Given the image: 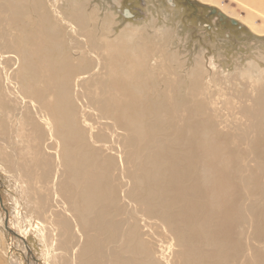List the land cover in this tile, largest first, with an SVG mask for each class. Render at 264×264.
<instances>
[{"label":"rangeland","instance_id":"obj_1","mask_svg":"<svg viewBox=\"0 0 264 264\" xmlns=\"http://www.w3.org/2000/svg\"><path fill=\"white\" fill-rule=\"evenodd\" d=\"M14 1L0 0V180L4 187L0 197L8 227L20 226L36 264H61L64 259V264H71V258L57 249L62 240L58 231L46 241L36 225L49 226L52 215L58 214V203L44 215L36 208L37 198L46 196L51 187L54 160L49 178L33 166L34 138L48 137L40 135L34 103L20 91L24 85L32 92L44 88L48 79L44 63L54 58L66 60L63 70L68 71L61 76L57 71L54 91H48L50 101L56 100L63 110L73 104L83 123L92 127L86 135L100 134L99 149L113 145L109 138L113 131L105 125L117 122L123 128L115 130L119 141L124 139L129 147L103 149L101 155L128 152L134 191L149 196L140 207L129 199L133 209L126 207L127 213L133 211V218L116 216L125 234L126 220L133 222L129 227L133 241L116 240L110 249L118 253L121 246L119 255L133 259L127 264H264V11L245 0ZM124 10L131 17L124 18ZM15 12L19 17L13 21ZM53 27L60 29L55 37L44 29L51 33ZM7 43L28 53L27 67L18 63L21 52L4 48ZM79 80L78 100L85 108H105L102 115L98 109L100 117L90 108L79 109L74 98ZM63 125L58 118L59 128ZM130 126L133 138L125 129ZM29 162L35 168L30 185L21 178L29 171ZM119 178L122 192L127 180ZM151 200L163 215L149 212ZM3 220L0 211V264H26L30 258L21 253L16 237L12 243ZM76 247L69 248L72 254L76 255ZM147 250L154 256L145 255ZM94 257L95 264L100 262L98 253ZM27 264H33L31 259Z\"/></svg>","mask_w":264,"mask_h":264},{"label":"bare ground","instance_id":"obj_2","mask_svg":"<svg viewBox=\"0 0 264 264\" xmlns=\"http://www.w3.org/2000/svg\"><path fill=\"white\" fill-rule=\"evenodd\" d=\"M245 1H246V3L249 2V3H251V5H255L257 8H260L264 11V0H249V1L245 0ZM14 2H17V1L15 0ZM5 6H6V9L9 8V6H8V8H7V5H5ZM80 9L81 8H79V10ZM14 10H16V8ZM12 12H13V10H12ZM17 14H18L17 12H15V14H13V17H14L13 21H16V18L18 19L19 16ZM76 17L81 18V16L79 14H77ZM1 19H3V18H1ZM18 22H20V19L17 20V23ZM41 22H43V21L41 20ZM47 23H49V22H47ZM51 25H53V24L51 23ZM2 26L5 27V25H2ZM22 26H24V25H22ZM56 27L58 28V26H56ZM36 29H37V27H36ZM44 29L46 30V33H48L52 37H55L56 34L58 35L59 34L58 31H60V29L57 31L53 27V29L51 28L52 29L51 33H49L50 29H49V31L46 28H44ZM22 31H23V29H22ZM31 31H35V30H31ZM25 33H26V31H25ZM58 37H61V35ZM3 38H4V36H3ZM9 40H11V39L9 38ZM51 40H55V39H51ZM51 40L49 39L48 41H51ZM17 42H19V41H17ZM58 42L60 43L59 40H58ZM60 45H58V46L60 47ZM50 46H52V45H50ZM55 46H57V45H55ZM55 46H53V49ZM58 46L56 48H59ZM48 47H49V45L47 46V48ZM77 47H79V46H77ZM4 48L5 49H11V51L15 49V50H18L19 53L21 52L19 46L14 44V43L11 47L7 43L6 47H4ZM39 48L41 49V46H39ZM49 48H51V47H49ZM54 50H52V51H54ZM57 51H58V49H56L55 53ZM51 52H50V54H51ZM23 53L22 52L20 53V55L18 57L19 58L18 63L19 64L21 63V66L23 65V66L27 67L28 64H24V63L26 62L25 57H26V54H28V53H24V55H23ZM1 55H2V53H1ZM59 55H61V54L59 53ZM62 55H64V54H62ZM48 56L46 58H48ZM59 57L62 58L61 56H59ZM28 59H30V58H28ZM33 59H35V57H33ZM33 62H36V61H33ZM69 62H71V61L69 60ZM37 63H39V61ZM70 64L72 65V63H70ZM44 66L46 68L45 69L46 78H48L47 83L44 86V88H42L39 91L34 90L32 92V90H33L32 87L28 88L29 86L25 87V85H24V86H21V90H20V91L26 93V94L25 93H23V94H25V95L28 94V98H30L31 104L34 103V105H31V106H32V110L34 108V114L37 116V119L40 120V122H41L42 128H39L40 129V135H42V136L44 135L45 137L46 136L48 137L44 141H42L43 138L41 136H37L36 138H34L35 140L33 139L37 143V147H36L37 150H36V157H35L36 160H33V166L35 165V166L40 167L42 170V171L40 170L41 176L49 178V171L51 170V167H50L51 159L54 160V172L52 174V178H50L51 179V187L48 188V190H47L48 194H46V196H42V197L37 198L38 202H36V208L38 210V213L41 215L47 214L48 211L53 212L54 210L52 211V208H53L54 204L56 205V203H58L59 209H58V214L52 215V218L50 219V220L53 219L51 225L49 224V226H47L45 224V222H44V224L43 223L42 224L41 223L36 224L37 227H39L40 232H43V235L45 236V237L41 236V238L43 240L44 239L46 240L47 238H50L51 236H53L56 233V231H58V234H59L58 236H61L62 240L59 241V246L57 247V249H59L61 252L65 253L66 256L71 258L70 259L71 264H95V260H96L95 258L96 257H94V256L97 255V253H98V259L100 260V262L97 261L98 262L97 264H127V260H128V262L133 263V259H131V260L127 259L126 260L125 258H122L121 254L119 255V250L120 251L122 250L121 246L118 245V253H116V248L110 249V247L112 245L116 246V244H117L116 240H120L122 244H124L126 242H130L129 244H131V242L133 241V234L130 233L131 230L129 227L130 226L133 227V222H128L127 218L128 217L131 218V215L133 218V211L131 214L129 212L127 213L126 207H129L132 205L131 201L135 202L134 203L136 205L135 207H137V206L140 207V204H142L145 201V199L148 200L149 196H147L146 194L134 191V188H135L134 183H133L134 178H131V177H133V172L129 168L130 167L129 166L130 161H128V160L130 158H129L128 152L123 154L121 151L120 152L116 151L117 153H115V154L110 153V156H106V157H103L101 155V151L103 149L104 150L105 149L106 150L107 149H118L119 146H121L124 150H127V147H129V145L127 146V145L123 144L124 139L121 140V138H120V141H119V136H118L119 134L116 133V131H115V130L119 131L123 128L122 127L119 128L116 124L117 122H114V121L112 122V124L107 123L105 126L108 128H111V130L113 131L111 133V136H109V138L111 139V143L113 145L108 148L104 144L103 147H100V149L97 148V144L99 142H101V144L103 143V141L99 140L100 134L96 133L93 136H91V135L87 136L86 135L87 134V131H86L87 128H89V130H91L90 128H92V127L86 126V124L83 123V121H82L83 118H80L79 114L75 113L73 104L72 105L68 104L66 106V107H68V110H63V108H60V105L57 104L56 100L54 101V103L52 101H50L51 97H50L48 91H50V90L54 91V85H55L54 81L56 80L54 78L56 76V73H57V71L60 72L59 74L61 76V73H63L64 71H68V69L63 70L64 67L68 66V62H66V60H64V59L55 60V58H54V60L49 61V64L44 63ZM26 69H29V68H26ZM22 71H23V69H22ZM34 72L36 73V71H34ZM72 73H73V71H72ZM37 74H39V72ZM63 78H67V77H63ZM29 80H30V78H29ZM23 81H25V80H23ZM92 81L94 82V80H92ZM80 83H81L80 80L76 82V85H75L76 90H75V97H74L75 100L77 101L78 105H79V109L84 110L86 108H90L89 110L96 113V114H94L96 117H100L99 115H102V112L105 108L99 107L102 111L100 110L101 114L98 115V112H99L98 109L99 108L95 109L91 106H87L85 108V105L83 104L84 102L82 103V101L78 100V97L76 94H78L77 92L79 90ZM113 86H115V85L113 84ZM14 91H16V90L14 89ZM16 92H18V90ZM107 92H109V91H107ZM4 93H6V92H3V94ZM104 93L105 92L103 91V94ZM106 94H108V93H106ZM32 95L34 98H31ZM53 98L56 99V94L53 96ZM99 99H100V97H97V100H99ZM143 100H145V98ZM142 101H141V104H142ZM115 103H113V105ZM121 103H123V102H121ZM116 104L118 105V103H116ZM104 105L106 106V104H104ZM83 113H85V111ZM82 116H85V115H82ZM117 116H120V114L117 113ZM117 116L115 115L113 117H117ZM65 117H67L69 120L65 121ZM58 118H60L64 124L61 128H59V126H58ZM32 119H31V121H32ZM100 119H103V118L101 117ZM119 119H121V118L119 117ZM97 120H99V119L97 118ZM84 121L86 122V120H84ZM69 122L71 123V125H69ZM126 122L130 123V121H126ZM33 125H34V123H33ZM38 125H40V124H38ZM34 126H36V125H34ZM82 127L85 130V133L81 129ZM132 128H133V126H130L128 128V130H127V128H125L126 131L130 133L131 138H133L132 137V134H133ZM32 135H33V133H32ZM35 135H36V133H35ZM80 137H82V139H80ZM130 137H129V139H130ZM129 139L126 141H129ZM34 141H32V142H34ZM74 144H75V146L73 147ZM33 152H34V149H33ZM112 153H114V152L112 151ZM34 161H36V163ZM132 163H133V158H132ZM22 164L25 165V163H22ZM33 166L29 162V164H27V167L30 168L29 171L25 172V174L21 177L23 179L25 178V182L27 184H29V182H32V180H33L32 176H33L34 172L32 173V169H35ZM17 172L19 173L20 171H17ZM37 173H40V172L38 171ZM16 176H11V177L16 178L19 181L20 178L16 177ZM19 176H21V175L19 174ZM120 176L127 180V182L124 183L125 189L123 188L124 190H122V192L120 191L121 185H122V183H119V180H120L119 177ZM147 182L149 184V180ZM135 186H136V184H135ZM30 189H32V188H30ZM51 189L53 191H51ZM105 189L106 190L109 189L108 193L105 192L106 191ZM119 191H120V193H119ZM5 192L10 193V191L8 189H5ZM10 195H11V193H10ZM16 198H17V201L19 202L20 198L19 197H16ZM129 199L131 201H129ZM124 200H127L126 203L124 202ZM120 201H122V202H120ZM159 202L162 204V202L160 200H159ZM2 203H3V200H2ZM168 204H169V202H168ZM18 205L20 206V203H18ZM3 207H4V203H3ZM159 208H161V207H159L157 205V202L155 200H151L150 203H148V210L151 214H154L157 216L163 215L164 211L163 210L158 211ZM131 209H133V207ZM135 209H137V208H135ZM19 210H21V209H19ZM177 210L178 209H176L174 211H177ZM0 211H2L4 219H7V228L11 231V233L16 234L18 237H22L27 242L26 234H23V231L21 232L20 226L17 225L18 226L17 228H13L11 230V228L8 227L11 224H8L9 220H8L7 215H6V212H4V208H0ZM19 213L21 214L22 217H24V214L22 212H19ZM122 214L126 215V219H127L126 220V231H128V229H129L128 234H125L122 230L123 225H124L123 222L121 220L116 219L117 215H122ZM141 220H140V222H141ZM162 223L165 225H168L167 222H165V221L164 222L162 221ZM148 225L149 224L143 223L142 226L146 228V227H148ZM47 227L49 228V231L46 230ZM198 234H200V233H198ZM14 238L15 237L11 238L12 243H13ZM196 240H198V239H196ZM17 241L21 244V253H23L27 259V256L25 254L26 251H24L26 249L25 244L23 243V241L21 239L17 238ZM190 241H191V238H190ZM74 242H76V243H74ZM195 243H197V242H195ZM78 244H81V247H79ZM75 246H77L76 247L77 248L76 249V251H77L76 255L72 254V252L69 250V248L72 249ZM44 247L46 248L48 246L46 245ZM78 247H79V249H78ZM140 248L142 249V247H140ZM147 251H146L145 255H150V258L154 256V254L151 251H148V252ZM84 252H86L87 255H85L86 253L84 254ZM84 255L86 256V258L82 259L84 257ZM48 256H49V254H48ZM160 256H161V258H163V253ZM187 259L189 260L190 258H187ZM64 260L62 261L61 264L65 263ZM66 260H67V258H66ZM188 260H186V261L188 262ZM24 261H26V260H24ZM28 261H30V259H27V263H28ZM31 262H32V260H31ZM189 263H190V261H189ZM33 264H36V263H33Z\"/></svg>","mask_w":264,"mask_h":264},{"label":"water","instance_id":"obj_3","mask_svg":"<svg viewBox=\"0 0 264 264\" xmlns=\"http://www.w3.org/2000/svg\"><path fill=\"white\" fill-rule=\"evenodd\" d=\"M122 16H123L124 18L131 17V15L129 14V12H128L127 10H124V11H123ZM231 23H232V22H231ZM233 24H235V23H233ZM3 188H4V187L2 186V184H1V180H0V190H2ZM0 208H4V207H3V203H2V199H1V197H0ZM4 212H5V210H4ZM3 221H4L5 229H6V231L9 233V235H11L12 237H16V238H18V239H21V240L23 241V243L25 244V248H26L25 251H26V253H27V257L30 258V259L32 260L33 263H36L37 261L34 259L32 253H31V251H30V249H29V246L27 245V242H26L22 237H18L16 234L11 233V231L7 228V219H4ZM26 262H27V261H26Z\"/></svg>","mask_w":264,"mask_h":264}]
</instances>
